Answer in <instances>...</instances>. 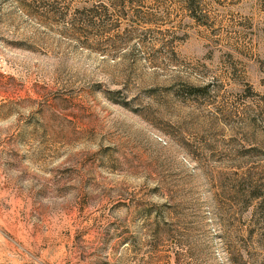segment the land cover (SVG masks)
<instances>
[{"label":"rangeland","instance_id":"obj_1","mask_svg":"<svg viewBox=\"0 0 264 264\" xmlns=\"http://www.w3.org/2000/svg\"><path fill=\"white\" fill-rule=\"evenodd\" d=\"M263 192L264 0H0V264H264Z\"/></svg>","mask_w":264,"mask_h":264},{"label":"trees","instance_id":"obj_2","mask_svg":"<svg viewBox=\"0 0 264 264\" xmlns=\"http://www.w3.org/2000/svg\"><path fill=\"white\" fill-rule=\"evenodd\" d=\"M186 5H190L191 3H193V1L194 0H182ZM191 15L192 16H194V17H198L197 15H195L194 13H191ZM91 16H93V15H91ZM258 205H260L261 206V208H263L264 209V192L263 193H260V194H258ZM257 220H254V222L252 221L251 222V224H254L255 222H256ZM258 222V221H257ZM263 226H264V224H263Z\"/></svg>","mask_w":264,"mask_h":264}]
</instances>
